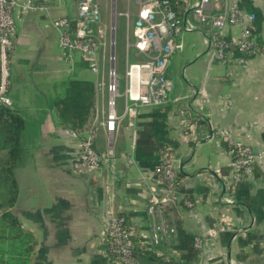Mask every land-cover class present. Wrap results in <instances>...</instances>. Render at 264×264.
<instances>
[{
  "label": "crops",
  "instance_id": "1",
  "mask_svg": "<svg viewBox=\"0 0 264 264\" xmlns=\"http://www.w3.org/2000/svg\"><path fill=\"white\" fill-rule=\"evenodd\" d=\"M36 1L42 9L26 16L15 12L17 31L10 54L9 97L12 107L30 124L29 136L34 137L29 159L26 148L27 156L17 169L19 200L15 211L23 228L33 232L38 243L30 264H95L96 257L105 260L99 251L106 226L119 215L144 214L149 193L159 178H150L135 161L139 121L129 119L115 134L116 159L103 170V176L85 180L73 173L71 164L83 135L57 123L52 102L63 95L66 84L75 76L94 83L95 118L105 117L108 94L98 89L97 81H108L112 55L122 77L128 61L135 60V51L127 45L134 40L141 0H97L104 29L103 46L97 54L99 77L79 55L66 59L59 47L60 33L53 27L60 18L75 19L80 1ZM196 1L172 3L181 18L195 21L192 7ZM239 4L248 13L259 15L256 41L264 46V0H240ZM238 33L237 29L236 36ZM207 37L205 29L185 34V50L173 56L167 71L173 83L180 82V93L176 94L174 84L169 100L171 137L178 145L174 153L179 160L178 172L186 179L198 173L209 177L185 190L193 208L180 203L169 218L176 226L181 221L195 238L203 239L199 264H264V222L257 225L250 210L237 200L233 206L226 204L221 180L232 170L229 141L243 144L263 154L247 184L252 195L264 191V53L248 61L236 53L233 64H219L210 58ZM204 61L207 66L202 76L193 77L195 64ZM124 104V98L119 99L120 113ZM188 120L193 122L192 131L185 127ZM107 143L108 136L101 130L98 151L106 153ZM225 221L231 227L215 233ZM227 233L234 234L228 243L222 239ZM249 234L258 240L250 241ZM163 250H156V254L162 256ZM143 264L152 263L145 260Z\"/></svg>",
  "mask_w": 264,
  "mask_h": 264
},
{
  "label": "built area",
  "instance_id": "2",
  "mask_svg": "<svg viewBox=\"0 0 264 264\" xmlns=\"http://www.w3.org/2000/svg\"><path fill=\"white\" fill-rule=\"evenodd\" d=\"M79 1L77 17L60 18L53 23V27L60 33L59 47L66 59L79 55L89 62L91 71L99 77L97 54L104 40L100 5L97 0ZM239 2L240 0H197L192 7L195 21H190L181 18L173 8L172 0H141L134 22V40L127 45L128 49L135 51L136 58L128 61L122 78L115 56L112 55L108 81L98 78V89L106 90L108 94L107 113L100 120L95 118L92 128L83 134L71 164L75 174L88 179L101 176L103 170L112 166L116 159L114 138L121 124L126 119L138 122L143 110L161 106L170 100L174 83L167 71L173 56L185 50V34L205 29L210 45V58L223 65L233 64L236 53L243 61H248L259 52L264 53V46H260L255 37L256 15L248 13ZM220 4L223 7L220 8ZM40 9L42 7L36 0H0V105L12 106L9 97L10 54L17 31L15 12L26 16ZM237 29L239 33L236 36ZM121 98L125 101L122 113L118 110ZM185 127L192 131L193 122L188 120ZM101 130L108 136L106 153L99 152L96 147ZM229 143L232 170L221 180L226 193L224 201L233 206L236 204V185L248 181L263 154L243 144ZM179 168L176 155L165 153L161 166L156 172L149 174L150 178L155 175L159 179L149 193L144 216H135L128 221L124 215H119L106 226L99 253L107 259L108 264H139L134 238L140 239L139 246L144 250L159 251L160 248H165L174 251L179 243V236L177 226L169 215L180 203L192 209L193 204L186 200L185 190L192 189L195 184L209 178L198 173L185 179L182 189L178 183ZM230 227L229 222H222L215 233ZM203 246V239L195 238L194 247L201 254Z\"/></svg>",
  "mask_w": 264,
  "mask_h": 264
},
{
  "label": "trees",
  "instance_id": "3",
  "mask_svg": "<svg viewBox=\"0 0 264 264\" xmlns=\"http://www.w3.org/2000/svg\"><path fill=\"white\" fill-rule=\"evenodd\" d=\"M255 15L257 24L259 15ZM95 103L94 83L74 76L66 84L63 95L53 100L52 108L59 125L77 135H83L92 128L96 114ZM171 111L172 105L168 101L161 106L143 110L139 114L134 159L145 173L156 172L161 166L163 155L167 152L174 154L178 146L171 137L173 131L169 124ZM29 128L30 124L14 107L0 105V264H30L38 247L36 236L23 228L15 211L19 200L17 169L24 157V141L27 138L30 143L34 142L33 136L26 135ZM185 179L186 176L178 172V183L182 189ZM184 193L187 199L188 193ZM234 196L239 204L250 210L257 225L264 222V191L260 190L256 195H252L251 186L242 181L236 185ZM124 216L128 221L135 217L127 214ZM177 229L178 245L173 252L163 250L162 256H158L156 251L142 249L139 246L140 239L134 238L139 264H143L145 260L152 264H199L200 252L194 247L195 236L184 228L181 221L177 223ZM233 235L224 234L222 239L228 243ZM248 238L251 241L252 238L258 237L249 234ZM248 242L247 240L245 243ZM95 264H108V261L106 258L104 260L96 257Z\"/></svg>",
  "mask_w": 264,
  "mask_h": 264
},
{
  "label": "rangeland",
  "instance_id": "4",
  "mask_svg": "<svg viewBox=\"0 0 264 264\" xmlns=\"http://www.w3.org/2000/svg\"><path fill=\"white\" fill-rule=\"evenodd\" d=\"M117 9H118V14H119V11H120V6H119V4H118V6H117ZM111 10H112V7L110 8V15H111ZM118 18H119V16H117L116 17V20H118ZM110 19H111V17H110ZM117 54L119 55L120 53H121V49H120V45H118L117 46ZM177 56L179 55V54H176ZM182 57H184V56H182ZM182 61V60H181ZM182 65H184V63L182 62ZM206 63H205V61L204 62H198L197 64H195V66H194V70H193V72L195 73L194 75H193V77H197V78H200L201 76H202V73H203V71H205V69H206ZM175 67V66H174ZM188 77L190 78L191 77V72L188 70ZM123 78V77H122ZM178 80H180L181 81V79H179L178 78ZM183 82V81H182ZM175 85H176V87H177V92H176V94H179L180 92H179V87H180V82L179 81H175V83H174ZM175 90V89H174ZM121 92L123 93V89H121ZM26 135H29V133H28V131L26 132ZM31 136V135H30ZM25 145H24V147H25V153H24V157L25 156H27V151H28V156H27V158L26 159H29V157H30V152H29V150H30V141H29V139H27V138H25ZM32 144V143H31ZM26 148H27V151H26ZM31 148H33V147H31ZM23 157V158H24ZM25 159V160H26ZM74 173V172H73ZM77 175V174H76ZM104 175V173L101 175V176H103ZM81 178H83V179H85V180H89L88 178H85V177H82L81 176ZM176 257H177V255H175Z\"/></svg>",
  "mask_w": 264,
  "mask_h": 264
}]
</instances>
